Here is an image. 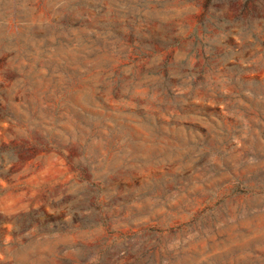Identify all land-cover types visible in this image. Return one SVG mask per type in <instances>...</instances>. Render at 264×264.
<instances>
[{
  "label": "rangeland",
  "instance_id": "obj_1",
  "mask_svg": "<svg viewBox=\"0 0 264 264\" xmlns=\"http://www.w3.org/2000/svg\"><path fill=\"white\" fill-rule=\"evenodd\" d=\"M0 107V264H264V1L0 0Z\"/></svg>",
  "mask_w": 264,
  "mask_h": 264
},
{
  "label": "trees",
  "instance_id": "obj_2",
  "mask_svg": "<svg viewBox=\"0 0 264 264\" xmlns=\"http://www.w3.org/2000/svg\"><path fill=\"white\" fill-rule=\"evenodd\" d=\"M261 1H264V0H261ZM26 111H28L31 114L32 120H34L35 118L38 120L39 108H36L34 110L33 109H27ZM0 116L5 117V118H9L10 115L8 114V112L5 108L0 107ZM39 127H41V124L36 126L35 131L37 133H39V137L41 138V130H39ZM50 145H51V143H50V141H48L47 146H50ZM28 148H41V144L33 143V144L26 145V146H20V147H15V148L5 146V145L2 146L0 148V176L2 175L5 167L11 165L14 162L23 161L22 157L17 158L16 156H22V152Z\"/></svg>",
  "mask_w": 264,
  "mask_h": 264
}]
</instances>
